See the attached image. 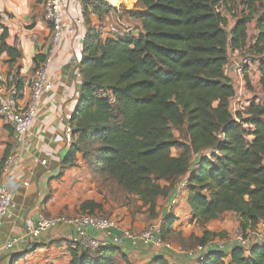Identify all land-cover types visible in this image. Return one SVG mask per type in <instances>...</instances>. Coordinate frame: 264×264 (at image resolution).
I'll return each instance as SVG.
<instances>
[{
  "label": "trees",
  "instance_id": "obj_1",
  "mask_svg": "<svg viewBox=\"0 0 264 264\" xmlns=\"http://www.w3.org/2000/svg\"><path fill=\"white\" fill-rule=\"evenodd\" d=\"M127 2L135 6L133 16L140 23L136 37L103 38L101 27L90 28L85 37L78 64L81 84L69 120L77 140L64 163H71L78 152L84 158V147L95 144L97 172L137 197L152 219L155 200L173 196L178 179L186 176L191 221L202 226L232 213L239 232L252 231L264 221V105L252 100L247 117L234 118L229 110L234 90L224 66L228 50H247L257 61L264 92V0ZM237 2L242 12L233 15L234 25L227 32L218 8L233 14ZM111 10L97 0L83 4L84 13L100 19ZM252 21L254 43L247 36ZM5 38L3 31L0 51L11 53ZM174 131L185 132V143ZM173 149L180 151L178 156L171 154ZM97 209L92 202L81 205L82 213ZM175 221L172 214L162 217L163 241ZM225 236L204 231L194 242ZM120 249L112 246L91 254L73 248L70 264H115ZM155 264L167 263L160 259ZM199 264H264V247L245 254L234 246L227 262L223 252L213 250Z\"/></svg>",
  "mask_w": 264,
  "mask_h": 264
},
{
  "label": "crops",
  "instance_id": "obj_2",
  "mask_svg": "<svg viewBox=\"0 0 264 264\" xmlns=\"http://www.w3.org/2000/svg\"><path fill=\"white\" fill-rule=\"evenodd\" d=\"M43 3L44 0H0V15L3 17L0 26L6 34L5 44L11 48V53L0 51V69L4 73L16 75L20 84L21 106L29 98L34 60L37 57L41 59L46 54L50 43V27L43 19ZM61 10L64 33L54 50L48 70L53 86L39 100L36 117L24 142L0 119V183L5 179L1 169L4 157L9 154L15 156L12 172L14 179L8 186L13 208L0 228V264H70L69 250L74 247L68 243L70 229L64 225L50 230L31 243L24 239L11 251H5L3 245L13 237L26 235L34 227L38 214L70 217L82 213L81 205L84 202L99 203L88 187L99 174L94 158H83L78 152L71 163H64L71 146L77 140L74 136L68 143L64 131L77 104L81 84L78 64L90 28L101 27L104 30L108 26L119 25L132 37H136L140 31V23H134L133 18L130 21H123L121 18L123 11L132 12L133 9H112L100 19L92 12L80 11L72 0H63ZM225 19V29L229 31L235 19L233 16H226ZM77 20L80 21L79 24H76ZM254 26L253 21L247 26L249 38L257 35ZM248 74L249 80L253 75L258 82V65L252 66ZM232 76L230 68L227 77ZM34 159L45 161L46 166L34 163ZM196 159L197 157L192 156L191 162L196 163ZM186 178L183 176L178 179L179 184L184 186H178L173 196L155 200L156 217L153 219L149 216L147 207L135 196L140 206L139 211L125 207L112 211L109 217L117 220L124 229L134 232H141L150 224L160 225L162 217L168 214L176 218L173 232L166 239L171 246L169 251L153 246L125 245L114 256L115 264H155L160 259L167 264H190L194 259L188 255L191 249L184 246V242L202 237L204 231L226 232L225 237H231L230 233L234 230L232 228L238 231L235 215V223L229 224L226 220L221 222L228 213L220 216L221 220L210 221L202 226L190 220V209L186 203ZM160 184L169 185L166 182ZM30 244L32 249L29 248ZM228 260L229 255H226L225 262Z\"/></svg>",
  "mask_w": 264,
  "mask_h": 264
},
{
  "label": "built area",
  "instance_id": "obj_3",
  "mask_svg": "<svg viewBox=\"0 0 264 264\" xmlns=\"http://www.w3.org/2000/svg\"><path fill=\"white\" fill-rule=\"evenodd\" d=\"M62 1L63 0H44L43 19L50 27V43L46 54L41 59L38 58L34 61V70L29 85V98L24 106L19 105L20 90L17 86L19 82L16 76L12 73H4L0 69V119L13 129L22 142H24L25 136L34 122L39 100L44 94L51 91L53 86L48 70L51 65L54 50L58 47L64 33L63 14L61 10ZM86 1L87 0H72L73 5L78 7L80 11L83 10V4ZM97 1H100L106 7H111L112 9H118L123 4L122 0ZM218 11L221 15L225 13L220 8H218ZM0 20H3L1 15ZM79 23L80 21L77 20L76 24ZM2 30L0 26V32H2ZM129 35L130 33L122 26L111 25L102 32L101 36L103 38L118 40L126 38ZM254 39L255 36L250 38L248 36L249 42L254 43ZM255 64H257V61L247 50H228L224 74L227 76L230 68L233 71V76L230 78L228 77L234 90V96L231 98L229 105V110L232 115L236 112V110H234L235 105H238L239 108L244 105L249 106L252 101L243 96L242 88L246 86V79L249 75L250 68ZM243 100L246 103L243 102ZM260 104L264 105L262 102H260ZM246 106L242 107L241 110ZM64 134L65 140L68 143L71 142L72 132L69 124L65 127ZM14 161L15 156L9 154L5 156L2 163L1 169L2 173L5 175V179L0 183V228L3 220L13 208L8 186L9 182L14 179L12 175ZM34 163H38L43 167L46 166L45 161L34 159ZM180 185L181 184H178L177 187ZM181 186L183 187L184 185ZM60 225H64L70 229L68 243L72 247L91 254L107 247L116 246L122 248L125 245L153 246L165 251L171 249L170 244L163 241L160 236V225L150 224L143 231L134 232L129 229H124L117 220L111 217L88 213H80L70 217H47L43 214H38L34 227L23 237H13L6 241L3 245V249L5 251H11L24 239L29 240L31 243V241L38 240L43 234ZM234 246L241 248L245 254H247L252 247H264V221H260L252 231L246 234L237 231L231 237L222 239L215 238L204 244L196 245L188 253V255L194 259L190 264H199L207 253L213 250L223 252L225 256L230 255L229 248ZM32 247V244H30L29 248L32 249Z\"/></svg>",
  "mask_w": 264,
  "mask_h": 264
},
{
  "label": "rangeland",
  "instance_id": "obj_4",
  "mask_svg": "<svg viewBox=\"0 0 264 264\" xmlns=\"http://www.w3.org/2000/svg\"><path fill=\"white\" fill-rule=\"evenodd\" d=\"M122 2L124 4H122L119 7V8H121V10L122 9L123 10H126V9H133L134 10L135 9V6L132 3L125 2V0H122ZM233 12H234L233 14L231 12L230 13L227 12V14L225 13L224 15H225V17L226 16L232 17L235 13H241L242 7L240 6V4H238V2H237V8L234 9ZM133 14H134V12L123 11L121 14V18L123 19V21H130V18H133L134 23H136L138 20H136L137 18H135L133 16ZM130 23L134 26V24L132 22H130ZM136 28H137V26H136ZM136 28H133V29H136ZM105 30L106 29H104L103 31H105ZM258 79H259V74H258ZM242 92H243V96H245V98H247L248 100H257V102L264 103V92H262L260 90L259 84L255 80L253 75H252L251 80H249L247 77L246 86H244L242 88ZM243 102H245V101L243 100ZM244 106H246V105H244ZM244 106H240V108H239L238 105H235L234 110H236V112H234V114H233L234 117H243V118L247 117L245 114V111H246V108L248 106H246L243 110H241L242 107H244ZM262 118L264 120V116ZM174 132L176 133L175 137L181 143H185V139H186L185 132L184 131H178V132L174 131ZM83 152H84V157L87 156V158L92 159L93 157H95V144L84 147ZM179 153L180 152L176 149H173L171 151L172 155H177ZM88 187L92 191V196L95 197L97 200H99L98 201L99 203L96 204L99 206V209L94 210L93 214H98V215H102L105 217H109V215L112 213V211L116 210L117 208H122V207L132 209L133 211H139L140 210V206L138 204L137 199L133 195L126 194L120 187H118L116 185L114 179H112L111 177H109L106 174H104V175L98 174L97 176H95L93 182L89 183ZM92 203H94V202H92ZM85 213H91V212L86 211ZM224 217L226 219L222 218L221 222H223L224 220H226L229 224H233L236 222L235 216L232 213H228ZM219 220H221V217L218 219V221ZM232 229H234V230H232V232L230 233L231 236H233L235 234V232L237 231V229L235 230V228H232ZM223 233L226 234V232H223ZM183 245L187 246L188 249H193L196 245H199V244L190 240V241L184 242Z\"/></svg>",
  "mask_w": 264,
  "mask_h": 264
}]
</instances>
